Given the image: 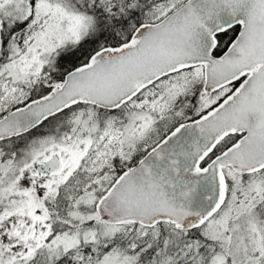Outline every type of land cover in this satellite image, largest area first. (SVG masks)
I'll use <instances>...</instances> for the list:
<instances>
[{"label": "snow or ice", "instance_id": "snow-or-ice-1", "mask_svg": "<svg viewBox=\"0 0 264 264\" xmlns=\"http://www.w3.org/2000/svg\"><path fill=\"white\" fill-rule=\"evenodd\" d=\"M0 264H264V0H0Z\"/></svg>", "mask_w": 264, "mask_h": 264}]
</instances>
